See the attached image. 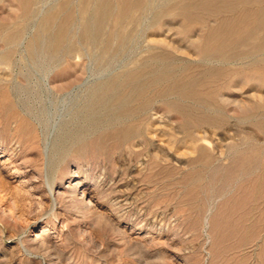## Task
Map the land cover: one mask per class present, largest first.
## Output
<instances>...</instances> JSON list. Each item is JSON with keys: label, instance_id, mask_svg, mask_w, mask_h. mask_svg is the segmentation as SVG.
Masks as SVG:
<instances>
[{"label": "rangeland", "instance_id": "rangeland-1", "mask_svg": "<svg viewBox=\"0 0 264 264\" xmlns=\"http://www.w3.org/2000/svg\"><path fill=\"white\" fill-rule=\"evenodd\" d=\"M43 1L48 10L59 0ZM60 1L73 2L72 32L80 34L79 0ZM41 9L24 15L16 1L0 0V57H26L30 73L28 85L22 67L0 65V264H264V75L251 58L234 66L199 51L206 30L239 13L212 15L201 25L164 19L151 37L137 27V40L122 54L112 46L106 59L85 40L74 41V69L56 71L49 91L41 71L52 57L49 32L33 56L22 40L36 33ZM9 32L19 35L11 44L2 41ZM163 53L173 61L166 79L182 75L198 96L147 83L162 67L145 63ZM221 64L230 67L222 71ZM139 68L135 83L123 87L146 84L158 114L127 120L135 125L128 135L112 134L116 124L88 85ZM9 80L34 92L15 97ZM169 100L176 113L165 106Z\"/></svg>", "mask_w": 264, "mask_h": 264}, {"label": "bare ground", "instance_id": "bare-ground-1", "mask_svg": "<svg viewBox=\"0 0 264 264\" xmlns=\"http://www.w3.org/2000/svg\"><path fill=\"white\" fill-rule=\"evenodd\" d=\"M14 1L18 3V7H20V10L23 12L24 15L33 14L34 10L37 13L36 10L39 6L40 8H42L41 12H39L40 15H39V20L37 22L36 33L30 36L29 39L28 38L26 39L23 36H21L23 37V39L21 37L20 38L26 43L25 49H24L25 52L28 55L33 56L35 50L40 45L41 47H43L42 40L48 34L47 32H49V38H48L49 43H48L47 48H48V52L52 54V57L50 58L48 63L45 64L46 67L45 66L44 67L46 69L45 68L41 69V71L45 70L44 72L42 71L44 73V86L46 87L45 90L50 91L54 89V87L52 86V84L54 83L53 81L54 79L52 78L53 74H55V72L58 71L62 66H67L68 69H72V68L74 69L73 64L71 62L73 46L76 43V42L74 43V41L79 42L80 40H85L90 46L93 47L95 51L98 52L101 59H106L110 53V49L112 46L116 45L117 54H122L125 50L126 45L129 42H133L137 40L138 35L140 34V32H142V30H145L146 34H148V37H151V34L149 33L150 29L160 24L164 19H174L175 20L177 18H180L182 21H184L183 23L186 22V23H190L191 25L192 23H195L196 25L197 24L201 25L202 23L206 24L205 21L206 19H208L207 17H210L212 15L225 14V13L226 14L236 13V15L237 13H239V16L236 19L222 18L223 20H220L218 22L217 27L214 26V28L210 29L209 31L206 30V32L208 33L205 37L203 44L201 43L202 44L201 45L199 43L200 41L197 42L201 45L200 46L198 44L201 49L199 51L203 53V56L206 55V56H209L210 58L218 59V61L220 60L221 62L226 63V64L227 63L229 64V62L233 63L231 61H235L234 66L236 62L243 63L247 59L251 58L252 60H250L251 62L250 65L254 67L255 69L254 71H257V74L262 73L264 75V0H79L78 10L80 12L79 15H80L81 22H82V26H81L82 31L80 34H74L72 32V28L74 27L72 25L74 24V21L76 20V17H75L76 11L73 8L72 1H60V0L56 1L54 2V4H52L51 8H49L48 10H44V6L46 5L43 0H14ZM77 17L79 16L77 15ZM208 22L210 23L211 20H209ZM137 27L140 28V32L136 31ZM45 33L47 34L44 36ZM13 34L11 35H9L8 33L5 34V36H2L4 39L2 41H4L5 43V40H6L7 44L9 43L11 44V42H13L14 39L16 40L19 38V35L16 36ZM21 39L19 41H22ZM152 51H155V50L153 49ZM62 52L64 54H62ZM26 62H28L26 57L25 59H22V60L17 59L15 61L12 60L9 57V55L8 57L6 55V57L4 58L0 57V65L5 66L10 70H15L18 66L22 67V69L19 70L20 75H21L20 77L24 83L27 82L29 85L30 73L29 71H26L25 69H23L24 64H26ZM172 62L173 61L170 60L169 56L166 55L165 53L153 54L151 58L149 59V62L145 64L148 65L147 66L148 68L150 66L149 64H151V66L152 65L159 66V67L161 66L162 68L160 72L158 71L159 73H157L158 75L156 76H154L156 74L155 72L156 70H152L155 72V73L153 72L154 75L152 74L154 77L152 79L150 78L149 82L147 83L154 85L155 87V85H160V83L166 82V85L167 83H169L168 84L169 86L167 88L169 92H176L175 95H177L178 93L179 95H182V96H193L194 92H197V90L193 92V89L191 88L192 86L190 87L186 84L189 81L188 79L185 83L187 85L186 86L182 83V80L179 79V77L180 76L182 77V75H179V76L177 75L178 79H176L177 77L175 79L171 77L173 75L171 74V72L173 71ZM208 63H212V62L208 61ZM27 64L29 65V63ZM222 65L223 64H221L222 71H223V66L225 67V65L223 66ZM241 65L242 64L240 63L239 65L240 69L242 68ZM147 67L144 66L143 67L144 69L143 68L130 69L122 74H119V75H116L110 78L106 82L104 81V83L102 84L88 85L90 98L91 99L95 98L96 103L101 107V109L108 111V113L111 115L112 120L116 124L114 129L111 132L112 134L123 132L125 135H128L134 131L133 127L135 125L133 126L134 123L132 125L127 124V120L133 119L134 117L136 119L138 115L141 116V115L147 114L148 111L153 112V114L150 115L151 118L158 114L157 109L154 108L155 106L153 107L154 98L151 99V97L147 96L148 95L147 90H146L147 95L145 94V87L147 86L146 84L143 83V81L140 83H142L141 86H143V84L145 85L144 88H140V85H139V88L138 87L136 88L135 86L137 84L134 86V88L127 89L130 85L127 88L123 87V84L125 82H128V83L125 84L124 86L128 85L129 83L134 84L135 80L139 76V71L141 70L143 72V70H145V68L147 69ZM226 67H228V65H226ZM229 67L227 69H229ZM210 69L208 68V70ZM32 70H33V67H32ZM250 70L252 71V68ZM250 70L249 72H251ZM220 71H218L217 73H219ZM227 71H230V70H226L225 72ZM175 72H176V68H175L174 73ZM185 72H186V69H185ZM150 73L152 72L150 71ZM182 73H184V71H182ZM223 73H220V74H223ZM169 74H171V76H168V77H171V81L167 80L165 77L166 75H169ZM251 74H253V72ZM68 76L70 77V73ZM206 76L207 75H205V78ZM194 79L196 80V78ZM5 80H8V79H5ZM6 82L10 84V91L15 97H16L15 93L17 94V92L19 93V91L21 90L34 92V90H28V87H29L28 85L19 87L18 84H16L13 80H9ZM137 82L138 81H136V83ZM122 87L127 90H124V91L120 90ZM76 91H77L76 87H73L70 90L69 94H72V97H75ZM67 95H68V92H67ZM194 95L198 96V94H194ZM199 96H202V95H199ZM209 96L213 97V100L216 98V97L214 98V95L213 96L209 95ZM203 97L204 96H202V98ZM163 98H164V95H163ZM258 98H261V97H258ZM216 99H218V97ZM207 100L208 102H210L208 97L206 101ZM170 101L171 100H169L167 104L165 103V106L167 105L166 107L173 111L176 110V106H175L176 104L170 103ZM214 103H216V101ZM94 106H97V105L95 104ZM93 110H90L89 115L93 113ZM177 110H178V107H177ZM187 110H184V111L186 112ZM174 113L176 112L174 111ZM181 116L183 117V115ZM205 117L206 116H203L204 120L208 119V118L205 119ZM200 118H202V116H200ZM202 120L203 119H201V121ZM217 120L218 119H216V121ZM132 121L133 120H131V123ZM191 121L193 122V117ZM194 121L196 122L195 119ZM216 121H213V122L216 123ZM203 122L204 121H202L201 124ZM260 122L261 121H259V123ZM88 125L89 124H87V126ZM112 126H114V124ZM263 127H264V124H263ZM91 128L92 126L90 127V129ZM46 180H47V186H48V194L51 197L53 210H55V207H57V199L54 196L53 185H50L49 183L48 175H46ZM81 195H82V199L86 200L85 198L88 196L87 191L85 190L82 191ZM91 203L92 202L90 200L89 204Z\"/></svg>", "mask_w": 264, "mask_h": 264}]
</instances>
